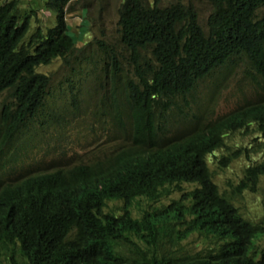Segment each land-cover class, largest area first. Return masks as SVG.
Wrapping results in <instances>:
<instances>
[{
  "label": "trees",
  "instance_id": "trees-1",
  "mask_svg": "<svg viewBox=\"0 0 264 264\" xmlns=\"http://www.w3.org/2000/svg\"><path fill=\"white\" fill-rule=\"evenodd\" d=\"M73 1L45 0L53 22L44 26L37 20L38 6L0 0V99L6 108L0 120V151L12 140L18 141L14 147L24 144L35 124L49 125L44 109L57 108L49 103L56 97L50 94L49 76L37 69L59 60L60 68H71L79 77L62 82L78 90L75 97L92 81L81 107L57 120L65 131L86 111L97 125L100 115L114 117L134 140L155 143L157 127L168 111L228 68L210 92L217 94L221 82L240 64L250 69L240 83L264 90V0H199V7L196 0H120L118 50L104 34L98 44L86 41L77 47L88 30L71 32L66 13L74 9ZM205 1L209 12L201 19L199 8ZM123 66L130 72L124 77ZM96 92H101L99 98ZM74 96L68 104L76 105ZM254 107L250 114L262 121L255 149L245 155L246 148L232 150L227 141L248 110L225 112L215 122L207 147L225 154L220 159L211 154L209 162L215 168H208L200 148L199 176L193 177L198 185L191 189L181 190L176 184L191 178L199 148L183 149L172 164L152 153L143 164L111 178L101 191L79 167L62 166L53 177L75 182L80 194L73 192L57 218L46 217L36 207L22 212L19 191L3 185L0 264H264V190L254 200L255 215L244 210L246 194L259 192L264 176V156L255 158L264 151V101ZM59 154L64 155H55ZM239 156L249 164L236 183L228 180L221 189L216 172ZM193 235L196 241L188 242Z\"/></svg>",
  "mask_w": 264,
  "mask_h": 264
},
{
  "label": "clouds",
  "instance_id": "clouds-1",
  "mask_svg": "<svg viewBox=\"0 0 264 264\" xmlns=\"http://www.w3.org/2000/svg\"><path fill=\"white\" fill-rule=\"evenodd\" d=\"M122 73L121 76L124 77V71ZM83 81L85 82V80ZM252 88L256 89L254 93ZM76 92H78L77 89L69 88L64 83H61L60 86H53L50 94H54L58 100L53 102L49 100V103L56 104L57 108L44 109L50 121L49 125L35 124L32 135L23 138L24 144L14 147L18 141L12 140L0 151V188L3 185L10 184L19 191L22 212L34 210L36 207L46 217L57 218L64 204L73 196V192L80 194V187L75 182L58 180L53 177L55 171L62 166L79 167L82 176L92 186L101 191L103 185L109 182L111 178L118 176L122 170L127 169L129 166L138 167L143 164L150 154L160 153L167 163L172 164L175 162L176 156L185 148L191 150L199 148V152L195 165L190 167V170L193 171L191 178L181 180L176 185L181 190L197 187L198 182L193 177L199 176L198 169L201 166L200 148L205 150L203 165L205 166L206 163L208 168H215L213 167L215 163L209 162V158L212 157L211 154L217 155L220 159V155L222 153L225 154V150L215 151L213 149L207 151L211 135L215 130L213 126L218 121V118L225 115V112L232 111L238 107L246 108L248 114L244 117L241 125L234 132L229 133L227 141L231 149L243 147L247 149L245 155L250 154L255 149V139L260 136V132L257 129L261 126L262 121H258V115L250 114L249 111L256 109L254 105L257 102L264 101V90H261V87H254L250 83L245 93L241 95L233 94L232 99L237 102L232 108L220 111L218 115L213 116L217 108L214 107L210 116L201 122L195 121L197 116L193 115L190 126L183 134L171 136L163 125L157 127L155 143L134 140L129 131L121 129L114 117L110 119L100 115L99 124L97 125L95 119L91 118L86 111L83 112V119L78 120L79 123L75 122L73 126L67 125V131H65V126L62 122H57V120L65 118L67 113L76 106L81 107L84 95L80 94L75 97L74 94ZM72 96L76 98V105L68 104V100ZM228 97H230L229 94ZM1 103L2 100L0 99V120L6 112V108L1 107ZM47 105L48 101H46ZM61 109L64 112L59 114ZM168 113L169 111L166 115ZM107 124H111V129H109ZM78 129L89 131L90 135L83 152L94 154V151H96L97 153L90 158H83L71 163V160L64 154L63 147L68 142L65 139V133H67V136L69 134L75 135ZM49 134L55 136L53 144L43 142ZM57 151H62L64 155L59 154L56 156ZM263 156L264 151L256 154L255 158L262 159ZM218 157H214V161L218 160ZM241 158H244L241 166L242 172V169L249 164V161H247L245 156H239L234 160H240ZM234 160H231L230 164ZM226 168L223 167L222 169ZM31 206H34V208L31 209Z\"/></svg>",
  "mask_w": 264,
  "mask_h": 264
},
{
  "label": "rangeland",
  "instance_id": "rangeland-1",
  "mask_svg": "<svg viewBox=\"0 0 264 264\" xmlns=\"http://www.w3.org/2000/svg\"><path fill=\"white\" fill-rule=\"evenodd\" d=\"M25 1L29 5L38 6L37 20L40 24L44 26L52 24L53 14L44 7L43 4L45 0ZM86 1L87 0H74L72 4L74 9L66 14V21L70 25L72 33L79 35V32L82 30H86V32L88 30L87 33L85 32V36L83 35V40L77 43V47H81L86 41L98 44V39H101L104 34V39L113 41V49L118 50L119 45L115 44V40L117 39L116 7L120 0H102L101 2L100 0H90L89 4L83 5ZM165 1L167 0H163V2ZM195 5L199 7V0H196ZM85 9L87 10L86 16ZM199 10L202 14L201 19L206 17L209 12L208 2H206L203 7H200ZM76 54H80V52L77 51ZM59 61H55L54 63H50L48 65H42L37 69L38 71L48 75L52 85L55 87L60 86L62 82H74L79 78L71 68H60L59 65L61 61ZM80 63L83 64L82 61ZM237 66V69L233 70L232 73H229L221 82L222 87L217 94L211 95L210 92L215 87L218 79L220 80L221 77L228 72V68H222L223 71L220 69L218 74L216 73V75H214L211 79H207L206 88H202L201 86L200 89H196L195 92L191 94L190 98H187L186 101L184 99L183 103L169 111V113L164 117L162 125L169 131L171 136H177L185 133L188 126H190L193 115H196L198 122H201L210 116L214 107L217 108L213 116L218 115L220 111L232 108L236 104L237 101L234 99L226 98H228V94L241 95L247 91L249 83H240V77L250 72V69H246L242 66V64ZM123 71L125 76L130 74L127 66H123ZM91 83L90 80H88L86 88L81 94L84 96L88 95ZM255 90L256 89L252 88L253 93ZM100 93L96 92L94 93V96L99 98L101 96ZM57 100L58 99H56V101ZM107 126L111 129V124H107ZM67 139L68 142L64 144L63 149L65 156L71 160V163L77 162L83 158H90L97 153L96 151H94V154L83 152L90 139L89 131H82L78 129V132L75 135L69 134ZM54 141L55 136L49 134L45 137L43 142L53 144ZM243 159L244 158L234 160L228 168L218 170L215 176V181L221 189L225 188L224 186L228 183V180H230L231 183L237 182L238 177L241 175ZM213 167L215 166L213 165ZM260 183L259 192L246 194V206L244 207V210L249 215H255L256 213L254 200L256 197L260 196L261 192L264 190V177L261 178ZM110 204H112V202ZM187 241L191 243L196 241V236H191ZM261 242L264 243V239ZM196 249H199V242L196 245Z\"/></svg>",
  "mask_w": 264,
  "mask_h": 264
}]
</instances>
